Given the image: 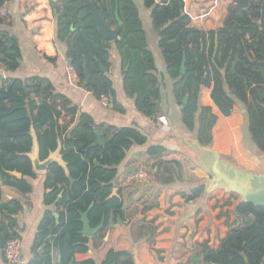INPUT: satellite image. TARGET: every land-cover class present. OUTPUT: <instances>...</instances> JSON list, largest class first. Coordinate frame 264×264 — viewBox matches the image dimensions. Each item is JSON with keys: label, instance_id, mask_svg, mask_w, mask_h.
Here are the masks:
<instances>
[{"label": "trees", "instance_id": "trees-1", "mask_svg": "<svg viewBox=\"0 0 264 264\" xmlns=\"http://www.w3.org/2000/svg\"><path fill=\"white\" fill-rule=\"evenodd\" d=\"M2 1L5 5L0 6V27H11L13 17L7 8L11 0ZM90 1L100 12L105 10L106 21L112 29L118 27V12L123 30L116 43L131 66L129 75L135 80L132 87H128L127 82V93L137 95L138 106L153 113L156 106L151 101H159L160 88L157 77L149 74L156 72V68L147 48L141 10L135 0ZM185 1L141 0L144 9L151 13L168 76L175 81L174 97L182 107L183 125L190 132H197L201 145L212 147L217 117L211 108L200 104L202 88H212L211 98L224 117L231 116L236 107L244 111L247 139L255 153L264 155V20H261L264 0H251L248 8L236 10L235 6L230 7L223 25L211 31L191 26ZM57 37L66 43V57L82 84L87 66L91 76L87 90L98 99L105 97L116 105V93L108 75L111 43L102 41L83 0L63 2ZM184 56L186 74L182 75ZM21 59L17 37L0 30V69L15 72L20 68ZM77 112L71 101L57 93L50 81L42 77L11 78L0 87V178L24 194L31 192L32 187L26 180L12 177L7 172L17 171L25 177H36L30 159L24 155L32 150V128L38 136L42 161L47 159L50 151L57 149L58 141L62 145L69 176L61 166L54 164L48 171L47 187L57 190L62 184V189L66 190L69 186V204L66 198L58 203L59 208H66L63 227L69 232V260L55 264H96L89 253V237L81 235L82 215L88 212L93 229L104 219L105 230L115 222L112 213L123 218L122 199H110L113 181L118 176L115 166L123 161L125 152L135 142H146L139 131L126 128L114 133L105 146L91 147L96 141L97 130L90 116L82 115L76 127L70 130ZM69 116H72L71 122L59 123L60 119ZM162 165L163 171L160 169L156 175L159 179L164 178L165 184H174L175 179L181 178L177 171V168L181 170L180 162L174 160ZM191 191L190 200L206 196L205 185ZM204 200L205 207L199 208L195 215L198 229L193 238L195 252L184 264H264V207L240 204L238 195L224 190H214ZM52 222L51 214H47L39 240L49 235L47 227ZM10 226L0 225L2 248L19 237L17 232L10 231L15 227L14 221ZM133 233L138 242L142 239L151 242L156 228L153 223L144 221L134 226ZM54 253L57 251L46 241L43 254L46 258L32 264H53ZM102 264L135 262L129 252L110 251Z\"/></svg>", "mask_w": 264, "mask_h": 264}, {"label": "crops", "instance_id": "crops-1", "mask_svg": "<svg viewBox=\"0 0 264 264\" xmlns=\"http://www.w3.org/2000/svg\"><path fill=\"white\" fill-rule=\"evenodd\" d=\"M53 1H59V4L52 7L49 0H11L7 4L13 24L11 27L2 26L0 30L17 37L22 59L17 71H5L6 80H25L36 76L49 80L57 93L66 96L78 109L70 130L76 127L82 115H88L94 122L95 131L102 133L104 146L114 133L126 128L135 129L146 138L144 144L135 142L125 152L123 161L115 166L118 176L113 184L123 201L124 216L121 219L112 213V218H115L112 226L106 230L102 228L95 235L89 236L90 255L96 264H102L110 251L131 253L135 264L187 263L195 250L193 238L198 230L195 215L199 208L205 207L206 196L195 200H190L189 197L192 195V188L206 184L207 177L194 164L198 154L186 145L198 141L197 132H190L182 123V107L174 97L175 81L168 76L150 11L144 9L141 0H135L141 10V17L143 14L147 48L155 62L156 72L149 74L157 77L160 88L159 101H151L156 106L151 114L148 109L138 106L137 95L131 96L127 93V82L128 87H132L135 80L129 75L131 66L120 52L117 40L110 42L108 72L117 97L116 105L109 100L107 106L103 105L102 99L95 97L87 87L84 88L86 82L79 87L67 84V68L70 64L66 57L67 45L57 37L58 17L65 0ZM232 6H235L233 0H186L185 12L191 18V26L211 31L223 25ZM136 83L140 85L138 79ZM211 92L212 88H202L200 104L202 107L211 108L217 117L212 149L223 156L231 157L239 166L254 170L257 159L252 154L253 145H242L244 111L236 107L231 116L224 117L214 104ZM71 119L72 116L62 118L59 123L62 125L66 121L71 122ZM234 123L239 135V146L231 143L219 145L221 139L231 141V125ZM174 160L181 163V170L177 168L181 178L175 179L174 184H165L164 178L159 179L156 174L160 169L163 171L162 163ZM34 173L36 177H15L24 179L31 185L32 190L28 194L0 178V225L10 228L12 221L15 222V227L10 231L17 232L22 241L20 264L44 260L46 241L57 251L51 257L53 264L68 261L69 232L64 231L63 227L66 208H59L58 203L66 198L69 204V186L66 190L62 189V184L57 186V190L48 188V172ZM47 214H51L53 222L47 227L49 235L39 240L43 231L42 222L45 217L47 219ZM144 221L153 223L156 228L151 242L143 239L138 242L133 233L134 226ZM53 230L58 231L54 233ZM4 251L5 248L0 243V264H7ZM51 255L52 252L49 256Z\"/></svg>", "mask_w": 264, "mask_h": 264}, {"label": "water", "instance_id": "water-1", "mask_svg": "<svg viewBox=\"0 0 264 264\" xmlns=\"http://www.w3.org/2000/svg\"><path fill=\"white\" fill-rule=\"evenodd\" d=\"M162 0H157L160 3ZM251 0H233L235 3V9L248 8ZM85 6L90 9V14L94 19V26L101 35L104 43H110L118 40L123 30V21L120 19L118 12H116V19L118 22L117 29H112L106 21V12L103 10L100 12L95 4L90 0H83ZM52 7H56L59 1L49 0ZM5 2L0 0V6H4ZM262 21L264 20V1L262 5ZM102 70H104L102 68ZM181 74H186V57L184 56L181 64ZM91 80L90 73L87 66H85V84H88ZM6 81V72L4 69H0V87L3 86ZM87 85H84L86 88ZM187 99H185V103ZM31 135L33 138V146L30 153L24 154L30 159L32 169L34 172H48L50 167L54 164L61 166L67 175H69V169L67 163L64 161L61 155L62 146L58 141V147L55 151H50L49 156L44 161L41 160V146L39 144L38 136L35 130L31 129ZM96 141L91 147H103L102 133L100 131L95 132ZM190 149L194 150L197 154V160L200 162L204 171L208 173L210 178L205 184L206 196L212 193L214 190H224L229 193H235L239 197V203H248L256 207H264V174L258 173H245L238 170L236 167L224 163L221 160V155L210 147H205L194 141L186 144ZM260 157L264 160V155ZM98 164V163H97ZM9 175L22 178V174L17 171L7 172ZM119 197L118 190L114 189L111 198ZM93 205L90 206V209ZM83 229L81 235L89 237L98 233L104 226V219L100 226L93 229L91 228L90 220L88 218V212L82 215Z\"/></svg>", "mask_w": 264, "mask_h": 264}, {"label": "built area", "instance_id": "built-area-1", "mask_svg": "<svg viewBox=\"0 0 264 264\" xmlns=\"http://www.w3.org/2000/svg\"><path fill=\"white\" fill-rule=\"evenodd\" d=\"M66 81L67 84L73 87H79L81 86V81L78 78L76 71L74 67L69 64L67 68V75H66ZM103 105H108V99L103 97L102 98ZM22 241L20 238H16L14 240H11L7 243L5 251H4V257L7 264H20L22 261Z\"/></svg>", "mask_w": 264, "mask_h": 264}, {"label": "rangeland", "instance_id": "rangeland-1", "mask_svg": "<svg viewBox=\"0 0 264 264\" xmlns=\"http://www.w3.org/2000/svg\"><path fill=\"white\" fill-rule=\"evenodd\" d=\"M216 134H217V132H216ZM229 143H231V141L230 140H225V138L224 139H221L220 141H219V145H229ZM243 144L242 145H247V146H249V145H251L250 144V142H249V140L247 139V136H246V134H245V132H244V139H243V142H242ZM212 148V147H211ZM251 150V149H250ZM220 154V153H219ZM253 154V156H255V158L257 159V166L255 167V169L254 170H249V169H246V168H244V167H241V166H239L231 157H226V156H223V155H221L220 157H221V160L224 162V163H227V164H229V165H231V166H234V167H236L238 170H240V171H244L245 173H258V174H264V160L260 157V154H258V153H255V152H253L252 153ZM197 162H194V164H195V166L196 167H198L199 168V170H201L202 172V174L204 175V176H206L207 178V180H206V182L208 181V179L210 178V176L208 175V173L206 172V171H204V169H203V167L201 166V164H200V162L198 161V160H196ZM194 252H195V250H194Z\"/></svg>", "mask_w": 264, "mask_h": 264}, {"label": "bare ground", "instance_id": "bare-ground-1", "mask_svg": "<svg viewBox=\"0 0 264 264\" xmlns=\"http://www.w3.org/2000/svg\"><path fill=\"white\" fill-rule=\"evenodd\" d=\"M231 145L239 146V135L237 133L236 124L231 125ZM240 155V154H239ZM238 156V155H237ZM250 162V161H249ZM251 165V164H250ZM256 165V164H255ZM248 166V165H247ZM252 166V165H251ZM250 167V166H249ZM253 167V166H252Z\"/></svg>", "mask_w": 264, "mask_h": 264}]
</instances>
